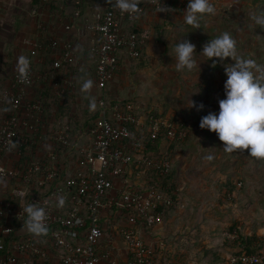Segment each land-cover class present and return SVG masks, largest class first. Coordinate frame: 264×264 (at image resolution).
<instances>
[{"label": "built area", "instance_id": "1", "mask_svg": "<svg viewBox=\"0 0 264 264\" xmlns=\"http://www.w3.org/2000/svg\"><path fill=\"white\" fill-rule=\"evenodd\" d=\"M168 1L150 0L158 7L163 3L166 6ZM187 1L180 0V3L185 6ZM79 2L75 0L74 17L81 13ZM142 2L139 0V13L144 10ZM210 3L217 4V1L210 0ZM103 9L102 13L96 11L94 21L87 24L92 31L90 47L97 56L95 74L100 87L112 78L118 66L119 52L126 50L130 56L139 57V44L145 43L151 35L149 29L140 35L122 31L120 21L125 17L134 20L137 14L121 13L114 7L113 0L105 2ZM74 25L71 18L64 24V29L70 32ZM29 43L34 60L43 62L41 50L44 46L36 41ZM49 48L52 51L59 49L64 61L71 60L76 53L69 38L60 40L53 37ZM60 65L61 61L55 59L53 68L58 70ZM59 78L57 74L48 75L46 69L40 71L28 63L23 72L18 69L0 93V103L5 105L0 112V264H43L42 260L51 255L50 246L41 242L42 235L30 234L22 227L26 219L24 209L29 205L45 210L49 244L54 249L62 247L68 251L61 255V264H98L102 257L108 259L109 253L102 255L98 249L103 236L99 218L113 204L127 211L121 209L126 221L119 229L128 253L123 264H156L153 246L139 235L136 225L138 220L149 225H161L164 207L173 205L174 200L155 189L139 190L127 176L120 180L122 184L119 187L114 186V180L124 176L127 168L132 173L135 162L143 166V172L150 169L159 176L168 174L172 164L169 151L162 147L160 155L155 156V150H148L147 143L158 138L161 128L167 130L171 140L185 138L186 131L166 118L150 117V140L142 142L138 136L126 140L131 134L130 124L141 129L144 121L131 111L114 106L111 110L102 107L84 132L80 128L79 134L71 135L68 123L58 120L56 125H52L57 108H50L46 97L37 94L34 88L38 79L49 81L55 88V94L63 98L75 87V82L68 78L60 83ZM99 102L104 103L103 100ZM84 134L86 140L81 142L78 138ZM61 147L69 148L65 155L70 158V150L76 151V167L64 185L55 183L52 200L38 195L35 188L55 182L60 177L65 169ZM7 237H10L8 246L5 242ZM159 245L163 247V242ZM231 262L262 264L264 248L256 253L234 254Z\"/></svg>", "mask_w": 264, "mask_h": 264}, {"label": "rangeland", "instance_id": "2", "mask_svg": "<svg viewBox=\"0 0 264 264\" xmlns=\"http://www.w3.org/2000/svg\"><path fill=\"white\" fill-rule=\"evenodd\" d=\"M27 1L0 0V11L2 9L6 13L4 15L14 22L27 13ZM216 1L218 6L214 14H205L200 20L201 27L197 29L185 24L184 9L181 12L173 10L174 13H167L166 17L155 14L156 20H169L168 52L164 54L163 49L152 41L149 47L152 56L150 63L132 74L127 71L122 73L121 68L118 76L121 80L118 83L119 95L128 98L134 93L137 104L147 103L148 109H155L158 105L160 110L186 127L185 138L175 143L171 153V165L174 168L172 180L176 188H179L177 193L180 196L171 210H176L180 216L172 222L173 231L165 235L155 234V227L150 225L140 227L141 234L151 245H155V235L157 239L166 242L171 253L163 257V260H171L174 264H228L231 243L237 236L236 233L229 234V228L236 221L243 230H251L264 237V159L252 157L246 149L226 152L215 132L199 127L203 115L218 111V101L224 97L223 85L226 79L223 64L233 62L231 58H226L224 62L212 67L211 61H204L206 57L199 51L209 39L228 32L235 40L237 56L251 58L257 65L264 67V28L254 22L255 16L264 14V0ZM97 10L93 8V11ZM81 30L88 34L84 27ZM88 36L91 37L90 33ZM181 39H188L195 44L196 66L191 70L177 72L175 45ZM35 62L29 63L33 67L42 64L36 62L35 65ZM71 62L84 70L85 66L95 65L96 61L88 54L80 55L77 50ZM78 92L84 109L79 118L73 106L70 113L84 122L100 104L95 97L98 91L92 84L87 92H82L81 88ZM90 99L96 104L92 111L88 108ZM191 99L202 102L204 108L197 111L187 107ZM51 105L50 108H54ZM80 141H83L82 136ZM72 157V160L62 158L68 168L76 160L74 152ZM132 169L130 173L127 168V173L120 180L125 176L130 180L131 177L132 184L137 187L153 182L150 170L143 172L139 167ZM226 182L240 183L233 195L232 191H228ZM116 207L114 210H117ZM168 240L174 244H168Z\"/></svg>", "mask_w": 264, "mask_h": 264}, {"label": "trees", "instance_id": "3", "mask_svg": "<svg viewBox=\"0 0 264 264\" xmlns=\"http://www.w3.org/2000/svg\"><path fill=\"white\" fill-rule=\"evenodd\" d=\"M105 2H108V0H104ZM28 10L27 13L23 16V18H18L16 21L11 22L9 19V16H6L4 12H2V9L0 11V93L6 88L7 82L12 78V76L18 71V60L19 58L23 57L27 60V62L32 63L34 61V55L32 54L31 50L32 48L24 43V38L29 36V33L26 35H22L21 31L27 30V22L32 19L31 13L35 12V21L37 23V36H36V42L44 46L41 50V54L44 56L45 63L43 65L37 64L35 62L34 68L37 70H44L46 69L48 71V75H51L53 72L57 74L60 78V83L64 79L72 78L75 82V87L70 90L69 93H66V95L62 98L57 96L55 94V88L48 82H43V86H40L39 83H37L38 92L37 94H41L44 97H46V103L51 105L52 107L57 105V111L55 112V117L53 118L52 125H56L58 120H61L62 123H68L70 126V132L71 135H76L78 133V128H81L84 132L85 127L88 124H91L95 117H97L100 113V110L102 107L110 108V110L117 106L118 109L123 111H131L137 118H142L144 121L143 128L139 129L134 124H130V131L131 134L126 140L133 139L134 136H138L142 142H145L146 139L150 140L149 136V121L150 117H157V118H166L170 120L175 125L179 126L181 129H186V127L183 124H179L173 116L168 115L167 113L160 110L159 106L156 105L155 109H148L147 103L137 104V101L135 99V94L133 93L132 96H129L128 98H123L121 95H119L120 89L118 88L119 84L121 82L120 78L118 76L120 75L121 68H123L122 73L127 71L129 74L135 73L136 71H139V69L145 68L152 59L151 54L149 53V47L150 43L156 42L162 49L164 54L168 52V49L170 47L169 41V31L171 26H168L169 20H156L155 14L158 15H164L166 17L167 13L169 15L174 13V11H182L186 7L183 4L180 3V0H169L167 2V7L172 9L170 12H158L159 7L157 4H153L150 2V0H143V6L144 10L141 13H138L136 18L134 20H129L127 17L123 18L120 21L119 27L122 31H125L127 34H130L132 32L137 33L140 35V33L145 30L149 29L151 32L150 37L146 40L145 43L139 44V50L141 51L139 57H132L130 56L126 50L120 51L118 54V66L110 80L107 81V83L100 87L98 86V83L96 82V65H97V56L96 53L91 49V44H82L78 43L76 40V36H73L72 33H70L69 38L72 43L74 44L75 51L79 50L80 55L81 54H88L91 56V58H94L95 65L92 66H85V69L83 70L80 67L74 65V63L71 62V60L64 61L61 51L59 49L52 51L49 48L50 45V33H49V25H58L60 22L64 23L65 19H69L74 17V8H75V0H28ZM84 2L86 4H84ZM105 2H100V0H80L78 6L80 7L81 13L79 16L74 17L75 23L78 24L79 21L81 23V27L88 30V34L85 32V34L88 36L90 33V36H92V31L86 26V24H91L94 20L92 19V13L87 12V16L89 19H84L86 16V8H92L98 9L97 11H100L101 13L104 11L103 5ZM188 2V1H187ZM77 5V4H76ZM218 5L213 4V8L216 9ZM48 9L53 16L51 15V18H49L48 21L41 20V10ZM15 9V8H14ZM68 9L70 11H68ZM72 9V10H71ZM224 9V6H223ZM174 10V11H173ZM226 10V8H225ZM185 11V10H184ZM96 11H93L95 14ZM37 13V15H36ZM93 14V15H94ZM210 15V14H206ZM5 16V17H4ZM33 16V15H32ZM8 17V18H7ZM3 19V20H2ZM52 21V22H51ZM56 23V24H55ZM20 24H23L20 26ZM57 25V26H58ZM9 30V31H8ZM156 31V32H155ZM29 32V31H28ZM21 34V35H20ZM17 37L20 39L17 40ZM66 36L62 35L60 37V40H64ZM91 38V37H90ZM19 41V42H16ZM21 42L23 44L21 45ZM78 46V48H76ZM55 59H59L61 61V65L58 70H55L53 68V62ZM27 63V64H28ZM264 66V63H262ZM42 66L44 68H42ZM77 71V72H76ZM85 80H92L96 92L98 91V95H95V97L98 100H103V104H99L96 111L93 112V114H89L88 117L84 119V122H80L79 119L74 118L71 116L70 110L72 106L74 107V112L78 115V118L80 116V112L84 109L83 102L81 101V95L78 92L81 88V84ZM78 97L80 100H78ZM109 102V103H107ZM51 103V104H50ZM3 108H5V105H2L0 103V112L3 111ZM86 112V110H84ZM80 139V138H78ZM184 138L179 139H173L171 140L167 136V130L165 128H161L158 138L153 142L147 143L148 150L152 151L155 150V156H159L160 148L167 149L169 151L170 157L172 153V148L175 146V143L177 141H181ZM86 140L85 134L83 135V141ZM73 143L75 142L74 139H72ZM62 150V158L72 160V158L68 157V155H65V152H69V148L61 147ZM72 152L75 153L77 158L76 151L70 150V154L72 156ZM63 162V161H62ZM64 163V162H63ZM74 164V165H72ZM70 168H68L65 164V169L62 171L60 177L56 179L55 182L45 183L44 186L36 187L35 192L39 195H42L43 197H49L50 199L54 200L53 195V187L55 186L56 182H59L60 184L64 185L66 180L71 176V173H73V169L76 167V160L74 163H72ZM134 168L139 167L143 171V166L135 164L133 165ZM150 170V169H148ZM133 171V169H132ZM173 172L174 168H171L166 175H158L156 172L150 170V173L153 177V182H149L144 184L143 186H139V190L144 189H155L161 193H163L165 196H170L173 198L174 202L173 205L164 207V217H163V223L165 222V216L172 217L173 222L178 216V213L176 210H171L173 206L176 205V201L179 199V194L177 193L179 191V188L173 184ZM131 174H129L130 176ZM131 184L132 179L130 177ZM226 185L229 187L228 191H232V195L238 190V186H240V183H233V182H226ZM178 195V197H177ZM117 206V207H116ZM114 207L117 208V210H114ZM124 208V207H123ZM120 205L113 204L112 206L105 209L109 212V214L113 215L111 218L109 215L106 216L105 214H101L99 221L101 222L103 226V236L105 235L106 229H105V223L108 221H112L116 215L119 223V229L120 226L123 225L126 221L125 215L122 212L121 209H123ZM125 212V208L123 209ZM127 212V211H126ZM122 214V216H120ZM180 214V213H179ZM109 219V220H108ZM108 220V221H107ZM110 223V222H109ZM145 225H149L146 221L138 220V223L136 225L137 231L139 232V235L143 238V235L140 234V227ZM170 225H173L171 223ZM143 226V227H144ZM150 226L156 227L155 225L151 224ZM150 227V228H152ZM229 234L236 233L237 236L235 240L231 243V252L228 256V264L231 262V256L237 253L242 252H260L264 248V237L257 235L256 232H251V230H243L236 222H233L229 228ZM102 236V237H103ZM11 237V236H10ZM10 237H7L5 239V242L7 243V246L10 242ZM100 238V240L102 239ZM99 240V242H100ZM70 241L75 244L76 241L74 239H70ZM41 242L49 245L51 250V255L44 258L42 260L43 264H53L54 258L56 262L60 263V257L63 254H66L68 251L62 247L58 249H54L52 245L49 244V241L47 239L46 233L42 235ZM83 240H81V243ZM163 242V247H160L159 244ZM168 244H174L172 240L167 241ZM153 246V245H152ZM153 256L155 259L156 264H174L171 260L164 261L163 257L170 255L171 251H169V246L166 244L164 240H158L157 243L153 246ZM8 250V247L6 248V251ZM174 252V251H173ZM172 252V253H173ZM36 260V259H33ZM35 262V261H33ZM61 264V263H60ZM230 264H243V263H230ZM264 264V263H262Z\"/></svg>", "mask_w": 264, "mask_h": 264}, {"label": "clouds", "instance_id": "4", "mask_svg": "<svg viewBox=\"0 0 264 264\" xmlns=\"http://www.w3.org/2000/svg\"><path fill=\"white\" fill-rule=\"evenodd\" d=\"M115 8L121 13L132 15L139 13V0H113ZM184 22L192 28H200V20L205 14H214L210 0H188L184 8ZM172 9L163 3L158 12H170ZM255 24L264 28V14L254 17ZM196 46L188 39H181L175 45V70L181 72L191 70L196 66L194 52ZM211 61L212 67L231 58V63H224V97L218 101V111L203 115L199 127L215 132L219 141L223 142L226 152L247 150L252 157L264 159V67L255 63L251 58L237 56L235 40L228 32L209 39L199 51ZM202 62V61H201ZM200 62V63H201ZM23 57L18 60L21 72L27 66ZM200 67V65H199ZM92 80H85L81 84V91L87 92L92 87ZM187 107L197 111L204 108L203 103L191 99ZM90 111L96 108L95 101L90 99ZM211 157H209L210 159ZM60 203H63L61 198ZM26 219L22 227L30 234L39 236L47 232L45 224V210L37 205H29L24 209Z\"/></svg>", "mask_w": 264, "mask_h": 264}, {"label": "crops", "instance_id": "5", "mask_svg": "<svg viewBox=\"0 0 264 264\" xmlns=\"http://www.w3.org/2000/svg\"><path fill=\"white\" fill-rule=\"evenodd\" d=\"M84 4H86V3L84 2ZM68 11H70V10L68 9ZM35 12H33L34 16L31 15L32 19L27 22V24H28L27 30L21 31L22 35H26V34L29 33V36L23 39L24 43L27 44L28 46H30V44H31L29 42L35 41L36 40V36H37L36 28H37L38 25H37V23L35 21ZM85 12H86V16L84 17L85 20L88 19L87 12L88 13H92V15L94 14L92 6L90 8H88V9L86 8ZM36 15H37V13H36ZM51 15L53 16V14L47 8L44 9V10H41V20L48 21L49 18H51ZM71 18L75 22V19H74L73 15H72ZM71 18L65 19L64 23L60 22L59 25H58V23L57 24L55 23L56 25H54V26L49 25V27H50L49 28L50 39L53 38V37L60 38V37H62V35L66 36V38H71L70 37V33H72L73 36H76V40H78L77 41L78 43H82V44H85V45L89 44L91 38L89 36H87L84 32H82V30H81L82 27H80L81 29L78 27V26H81L80 21H79L78 25H76V23H75V25L71 28L70 32H68V31H66L64 29V24L66 22H68L69 20H71ZM92 19H94L93 16H92ZM86 26H87V24H86ZM22 44H23V42H21V45ZM41 63H42L41 65H43L45 63V61H43ZM42 68H44V67L42 66ZM37 83H39L40 86H43V84H42L43 81H41L40 79H38L36 81V83L34 85L36 93L38 92L37 89L40 88V86L37 87ZM120 184H122L120 179H115L114 180V186L115 187H119ZM103 214H105L106 216L109 215L111 218L113 217V215L112 214L110 215L107 210L106 211L104 210ZM111 220L112 221H108L107 223H105L106 232H105V235L100 240L99 248H98L99 252L102 255L106 254V253H109L110 257L108 259L106 257H102V259L99 261L98 264H123V262L128 257V253H127L124 241H123V239H122V237L120 235V232H119V227L118 226H119L120 221L118 220V218L116 216L113 219H111ZM171 221H172V217L165 218L164 224L157 225L155 227V234L165 235L167 233H171L173 231L172 228H171L172 225H170L172 223ZM164 227H166V228L164 229ZM140 234H141V231H140ZM157 238H158V236L155 235V244L159 240ZM143 239L147 242V239H146V237L144 235H143ZM147 243H149V242H147ZM53 264H60V263L56 262V260L54 258Z\"/></svg>", "mask_w": 264, "mask_h": 264}]
</instances>
